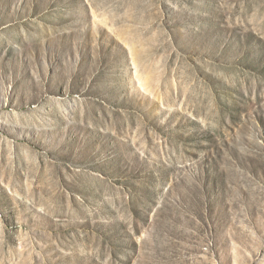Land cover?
Instances as JSON below:
<instances>
[{
    "label": "rangeland",
    "instance_id": "rangeland-1",
    "mask_svg": "<svg viewBox=\"0 0 264 264\" xmlns=\"http://www.w3.org/2000/svg\"><path fill=\"white\" fill-rule=\"evenodd\" d=\"M0 264H264V0H0Z\"/></svg>",
    "mask_w": 264,
    "mask_h": 264
}]
</instances>
